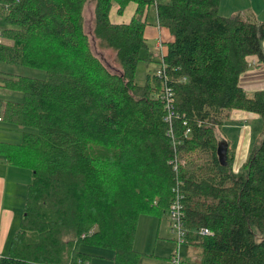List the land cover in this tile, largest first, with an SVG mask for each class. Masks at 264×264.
Returning a JSON list of instances; mask_svg holds the SVG:
<instances>
[{
	"label": "trees",
	"instance_id": "16d2710c",
	"mask_svg": "<svg viewBox=\"0 0 264 264\" xmlns=\"http://www.w3.org/2000/svg\"><path fill=\"white\" fill-rule=\"evenodd\" d=\"M220 1L0 0V62L46 71L5 78L23 99L6 101L2 119L23 131L0 148L32 181L0 264H91L82 244L115 250L114 264H144L139 219L169 210L177 193L186 240L201 249L194 264H264V131L240 172L217 133L234 110L258 114L264 129V89L250 96L240 84L252 56L264 62V22L222 15ZM91 2L93 34L115 68L91 45ZM130 4L128 21L112 19ZM151 5L173 40L158 36L165 77L142 84Z\"/></svg>",
	"mask_w": 264,
	"mask_h": 264
},
{
	"label": "rangeland",
	"instance_id": "374dc122",
	"mask_svg": "<svg viewBox=\"0 0 264 264\" xmlns=\"http://www.w3.org/2000/svg\"><path fill=\"white\" fill-rule=\"evenodd\" d=\"M116 8L114 9V18L118 17V14H115ZM84 14L85 27L93 50L107 65L115 68L113 52L102 49L93 34V2L86 5ZM155 14V6L151 5L148 15L149 25L147 27L148 46L144 47L141 51L142 58L138 63L136 73L138 80L142 84L146 83L149 74L155 75L157 70L161 68V52L156 47V42L159 37L156 36V33L151 27V24L157 21ZM6 27L7 23L0 15V31H3ZM15 75L44 78L46 71L42 68L0 62V113L3 111L2 106L6 101H22L23 99V93L21 91L9 89L5 86V78ZM248 95L252 96L249 93ZM3 123L17 126L11 122L4 121ZM245 124L249 129V152L239 154L238 160L233 165L235 172L243 170L244 164L250 157L255 145L261 140L264 131L262 118L260 116L251 117L248 120H245V118H229L217 132L221 141L224 140L223 138H227L230 141V146L238 148ZM135 248L143 253L142 262L144 264H173L172 258L175 256L180 258V264H194L195 262L197 263L196 259L201 254L200 247L191 244L189 240L180 242L177 232L173 230L168 209L161 215L152 213L141 215L138 223ZM81 249L92 255V264H113L115 250L111 248L82 244Z\"/></svg>",
	"mask_w": 264,
	"mask_h": 264
},
{
	"label": "crops",
	"instance_id": "0c3cea01",
	"mask_svg": "<svg viewBox=\"0 0 264 264\" xmlns=\"http://www.w3.org/2000/svg\"><path fill=\"white\" fill-rule=\"evenodd\" d=\"M134 8L135 5L130 4L123 14H119L115 10V14H118L117 18H114L113 10L112 19L118 22L128 21L134 13ZM219 12L225 16L237 13L245 16L251 15L257 20L264 22V0H221ZM151 25L157 37L160 36L163 38V41L167 42L173 40V35L167 29L160 28L157 21ZM158 40L156 46L158 45ZM240 84L247 93L252 95L256 91L264 89V62H260L258 56L254 55L250 58V67L242 74ZM0 116H2V112ZM258 116V114L252 112L234 110L230 118H245V120H248V118ZM3 122V120L0 121V142L20 143L23 128L4 124ZM248 136L249 129L245 124L240 145L238 148L234 146L236 150L235 162L238 160L239 154L249 152L248 145L250 143ZM31 181L32 171L30 168L10 161L8 154L0 148V258L9 253L11 242L20 229L24 216L25 198Z\"/></svg>",
	"mask_w": 264,
	"mask_h": 264
},
{
	"label": "built area",
	"instance_id": "2783aa9c",
	"mask_svg": "<svg viewBox=\"0 0 264 264\" xmlns=\"http://www.w3.org/2000/svg\"><path fill=\"white\" fill-rule=\"evenodd\" d=\"M2 39H3L2 32L0 31V43L2 42ZM157 47L161 50L163 49V43L161 40L158 43ZM156 74L159 77H162V76L165 77V65L164 64H162V67L157 70ZM165 94H167L168 97L171 96V92L169 90H166ZM1 120H3V119L0 116V121ZM183 199H184V196L182 194L177 193L175 201L173 202V204L169 208L171 224H172L173 230L175 232H177L180 242H184L186 240L185 235L187 233V231L183 225L184 214H185ZM199 233L201 235H208V234H211V230L207 227H203L199 230ZM172 261H173V264H180V258L177 256L172 258Z\"/></svg>",
	"mask_w": 264,
	"mask_h": 264
}]
</instances>
